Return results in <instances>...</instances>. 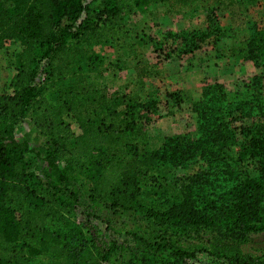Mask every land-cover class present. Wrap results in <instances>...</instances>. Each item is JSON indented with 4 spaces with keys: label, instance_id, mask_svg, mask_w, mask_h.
Returning <instances> with one entry per match:
<instances>
[{
    "label": "trees",
    "instance_id": "obj_1",
    "mask_svg": "<svg viewBox=\"0 0 264 264\" xmlns=\"http://www.w3.org/2000/svg\"><path fill=\"white\" fill-rule=\"evenodd\" d=\"M256 1L214 0L216 9ZM164 2L210 6L208 0H0V55L7 41L20 44L14 72L0 76V264H33L39 255L49 264H104L113 249L99 257L90 239L82 244L71 219L78 207L94 215L85 199L112 212L141 213L146 230L131 232L135 242L121 264H185L199 253L213 264H264L262 85L246 83L232 99L222 83L204 85L191 104L196 135H170L150 149L125 136L138 138L156 101L110 92L72 68L90 60L94 43L121 32L126 14ZM168 38L175 44L166 57L193 53L207 40L215 47L224 29L211 22L166 32L150 40L153 49L165 51ZM243 48L244 61L264 68V28L251 32ZM180 95L166 92L176 104ZM25 122L42 138L38 154L47 164L45 180L34 184L28 146L13 133ZM192 162L198 169L177 173Z\"/></svg>",
    "mask_w": 264,
    "mask_h": 264
},
{
    "label": "rangeland",
    "instance_id": "obj_2",
    "mask_svg": "<svg viewBox=\"0 0 264 264\" xmlns=\"http://www.w3.org/2000/svg\"><path fill=\"white\" fill-rule=\"evenodd\" d=\"M206 4L210 5L208 10L198 5L178 7L164 2L151 5L143 13L126 14L121 32L112 38H102L94 43L91 46L93 53L90 55V60L73 65V70L82 76H87L98 86L108 88L110 92H129L138 94L144 99L156 101L157 105L153 109L152 118L142 127L138 138L131 133L125 136V140L138 141L140 146L157 149L167 136L196 135V120L191 111V105L189 106L188 85L192 78L188 77L189 67L202 69L199 70L200 73L207 72L211 83L219 82L225 85L231 99L240 95L246 83L261 84L264 94V68L244 61V48L241 49L251 32L264 28V0H258V3L256 1L252 4L224 3L217 9L214 0H208ZM211 22L224 29V38L218 44L216 43L215 47L210 44L211 40H207L192 55L191 53L179 55L171 53L169 57H166V52H169L168 48L172 43L168 38L169 45L165 51L153 49L154 44L150 40H160L166 32L180 33L192 29H203ZM5 47L6 55H0L2 68L0 76L14 72L15 54L20 49V44L16 40H9ZM122 68H134L135 73L137 71L136 77L134 78L132 73L120 85H112V74H116ZM174 90L181 92L182 99L179 104L170 99L167 100L166 92ZM47 97L52 104H57L54 93H48ZM66 121L75 134L80 132L71 117H66ZM13 133L17 140L25 142L28 146L27 159L31 163L29 184L36 183L38 179L45 180L44 172L47 164L38 154L42 146V138L32 130L28 122L17 127ZM36 161L38 163H35ZM198 167L197 162H192L183 171L177 170V173L193 172ZM173 175L169 174L167 178L170 179ZM84 180L87 181L85 178ZM78 193L82 199H85L83 188ZM85 201L89 212L94 215L88 217L82 213V208L78 207L71 218L82 230V233L78 235L80 241L86 246L87 240L90 239L94 251L97 254L100 252L99 257L108 248L113 249L104 264H121L129 253L125 247L133 246L135 242L131 232L146 230L141 213L112 212L103 203L90 204L87 199ZM146 201L149 203L150 199L146 197ZM33 264H49V260L39 255L34 259ZM185 264L213 263L212 258L206 253H199L196 257L187 259Z\"/></svg>",
    "mask_w": 264,
    "mask_h": 264
},
{
    "label": "crops",
    "instance_id": "obj_3",
    "mask_svg": "<svg viewBox=\"0 0 264 264\" xmlns=\"http://www.w3.org/2000/svg\"><path fill=\"white\" fill-rule=\"evenodd\" d=\"M257 3H258V1H257ZM193 53H191V55ZM189 70L190 71L188 73V77H192L191 83H190V85H188L189 90H190V92H189V95H190L189 106H190L192 104V102L200 96L203 86L208 84V83H211V82H210V79H209L207 72L202 71L200 73V71L202 69H199L200 70L199 71L196 69V67H189ZM118 72H119V74H118ZM120 72H121V75H120ZM132 73H133L134 78H135L137 71L135 73L134 68H130V69L122 68L121 71H117L116 74H112L111 84L112 85H120L121 83L126 81V78L129 77L130 75H132ZM174 91H176V90H174ZM177 91L180 92V90H177ZM190 102H191V104H190Z\"/></svg>",
    "mask_w": 264,
    "mask_h": 264
}]
</instances>
